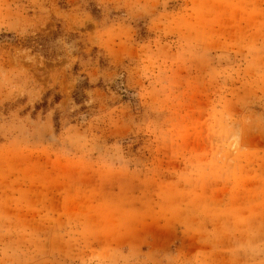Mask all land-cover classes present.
<instances>
[{
  "label": "rangeland",
  "instance_id": "1",
  "mask_svg": "<svg viewBox=\"0 0 264 264\" xmlns=\"http://www.w3.org/2000/svg\"><path fill=\"white\" fill-rule=\"evenodd\" d=\"M0 264H264V0H0Z\"/></svg>",
  "mask_w": 264,
  "mask_h": 264
}]
</instances>
